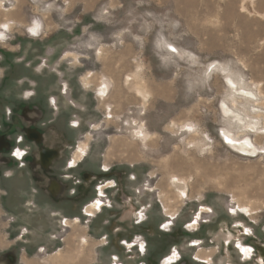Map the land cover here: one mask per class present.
I'll list each match as a JSON object with an SVG mask.
<instances>
[{"label":"rangeland","instance_id":"rangeland-1","mask_svg":"<svg viewBox=\"0 0 264 264\" xmlns=\"http://www.w3.org/2000/svg\"><path fill=\"white\" fill-rule=\"evenodd\" d=\"M237 241L264 244V0H0V264H259Z\"/></svg>","mask_w":264,"mask_h":264},{"label":"crops","instance_id":"crops-1","mask_svg":"<svg viewBox=\"0 0 264 264\" xmlns=\"http://www.w3.org/2000/svg\"><path fill=\"white\" fill-rule=\"evenodd\" d=\"M103 89V88H102ZM104 90V89H103ZM39 136H40V132ZM85 158H83L81 161L77 162L75 166L71 167L70 166V160L68 159L66 163H64L63 166L60 165V169L57 171L56 176H51L49 179L48 184H50V189L51 192L53 194L56 193H64V194H68V187H66L67 182H68V175L71 174L73 175L72 177L75 179H81V181L84 183V185H88L90 184V182L93 181V183H95V179H93L94 176H96V173L98 171H93L91 169H85L84 168V161ZM102 169V168H100ZM99 180V179H98ZM69 185V183H68ZM101 184H96L95 189H97ZM90 205V204H89ZM89 205H85L82 208V211L89 206ZM84 212V211H83ZM85 213V212H84Z\"/></svg>","mask_w":264,"mask_h":264},{"label":"clouds","instance_id":"clouds-1","mask_svg":"<svg viewBox=\"0 0 264 264\" xmlns=\"http://www.w3.org/2000/svg\"><path fill=\"white\" fill-rule=\"evenodd\" d=\"M229 83H231V81H229ZM32 93H27L26 95H31ZM103 94V93H101ZM250 95V94H249ZM189 130L191 131V129L189 128ZM229 143H232V141H228ZM243 145L247 146V148H252V145L249 143V141L245 140L242 142ZM244 149L242 148L241 151H243ZM252 155H255V150L253 149V151L251 152ZM13 155L16 156V157H20L23 155V153H21L19 150H16L13 152ZM105 171H107V168L105 167L104 169ZM6 175H11V173H6ZM202 211L204 209H201ZM208 211H211V209H207ZM231 212H235L236 210L235 209H230ZM240 211L242 212H245L247 213L248 212V209L247 208H242L240 209ZM140 215V219H144V216H143V211H141V213L139 214ZM199 219V212L197 213V216H196V219L192 221V224L190 225H187L186 227H191L192 225H194L196 223V220ZM139 223V220L137 221ZM171 224V220H169L167 223L161 225L162 229H168L169 225ZM244 232L247 233V234H250L251 230L248 229V228H245L244 229ZM141 238L140 237H136L135 238V241L133 243L136 242V240H140ZM126 243V242H125ZM193 243H199V241H194ZM227 243V241H226ZM128 247H132V245H128ZM236 247L240 249L241 253L243 254L244 257L246 258H250L252 253H253V248L251 246H242L241 243L239 241H237L236 243ZM145 251V243L143 241H141L140 243V252L143 253ZM173 259L176 258V254H173ZM115 259V258H114Z\"/></svg>","mask_w":264,"mask_h":264},{"label":"bare ground","instance_id":"bare-ground-1","mask_svg":"<svg viewBox=\"0 0 264 264\" xmlns=\"http://www.w3.org/2000/svg\"><path fill=\"white\" fill-rule=\"evenodd\" d=\"M90 82V81H89ZM106 87V86H105ZM103 87V88H105ZM104 91V90H103ZM102 92V91H101ZM104 94V92H103ZM251 94V93H250ZM253 96V95H252ZM175 126V125H174ZM242 147V145H241ZM242 149V148H241ZM56 154L55 151H47V150H43L41 152V156L40 159L43 161V163L45 165H48L50 163L51 158ZM177 181V180H176ZM173 183V181H171ZM255 243V245L251 246L253 248V255L256 258V261H258L259 264H263L264 261V244L261 243H256L255 241H253ZM245 258V257H244Z\"/></svg>","mask_w":264,"mask_h":264},{"label":"snow or ice","instance_id":"snow-or-ice-1","mask_svg":"<svg viewBox=\"0 0 264 264\" xmlns=\"http://www.w3.org/2000/svg\"><path fill=\"white\" fill-rule=\"evenodd\" d=\"M3 27L7 28V25H4ZM39 27H40L39 24H35L33 28L29 29V31L35 35L37 33V30L39 29ZM168 47L170 48V50L172 52H176V49L174 47H172L171 45H168ZM65 223H67V222H65ZM173 254H175V252Z\"/></svg>","mask_w":264,"mask_h":264},{"label":"flooded vegetation","instance_id":"flooded-vegetation-1","mask_svg":"<svg viewBox=\"0 0 264 264\" xmlns=\"http://www.w3.org/2000/svg\"><path fill=\"white\" fill-rule=\"evenodd\" d=\"M31 131V130H30ZM39 134V133H38ZM42 163H43V161H42ZM44 164V163H43ZM45 165V164H44ZM48 188V192H49V194L50 195H54L52 192H51V189H50V184H49V186L47 187ZM254 245H255V243L254 242H252ZM256 246V245H255Z\"/></svg>","mask_w":264,"mask_h":264}]
</instances>
